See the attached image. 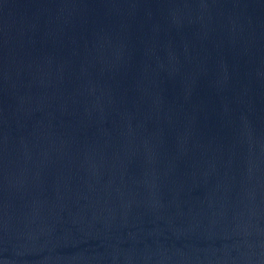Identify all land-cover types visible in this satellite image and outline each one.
<instances>
[{
	"label": "water",
	"instance_id": "95a60500",
	"mask_svg": "<svg viewBox=\"0 0 264 264\" xmlns=\"http://www.w3.org/2000/svg\"><path fill=\"white\" fill-rule=\"evenodd\" d=\"M0 264H264V0H0Z\"/></svg>",
	"mask_w": 264,
	"mask_h": 264
}]
</instances>
